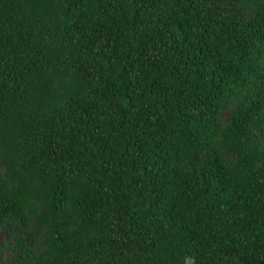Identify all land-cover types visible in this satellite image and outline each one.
I'll return each mask as SVG.
<instances>
[{
	"label": "trees",
	"instance_id": "obj_1",
	"mask_svg": "<svg viewBox=\"0 0 264 264\" xmlns=\"http://www.w3.org/2000/svg\"><path fill=\"white\" fill-rule=\"evenodd\" d=\"M0 264H264V0H0Z\"/></svg>",
	"mask_w": 264,
	"mask_h": 264
}]
</instances>
